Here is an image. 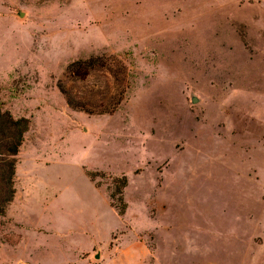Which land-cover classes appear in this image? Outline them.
<instances>
[{
	"label": "rangeland",
	"instance_id": "obj_1",
	"mask_svg": "<svg viewBox=\"0 0 264 264\" xmlns=\"http://www.w3.org/2000/svg\"><path fill=\"white\" fill-rule=\"evenodd\" d=\"M0 103V264H264V0H0Z\"/></svg>",
	"mask_w": 264,
	"mask_h": 264
},
{
	"label": "trees",
	"instance_id": "obj_2",
	"mask_svg": "<svg viewBox=\"0 0 264 264\" xmlns=\"http://www.w3.org/2000/svg\"><path fill=\"white\" fill-rule=\"evenodd\" d=\"M99 59L95 56H89L86 59H77L71 61L66 66V72L71 76H78L80 78L88 75L89 71L94 67ZM111 76L117 81L124 79V67L119 61L115 62L112 67H108ZM119 80V81H118ZM120 83V82H119ZM64 97L65 103L68 107L83 111L87 114L96 112L98 114H109L114 110L111 105H105L98 111H93L84 107L82 103L76 101L69 96L65 95L62 89H58ZM29 128V119L24 116L13 117L11 113L2 109L0 103V215H3L5 206L9 203L13 196V175L15 159L14 156L18 152L19 146L22 142L23 135ZM89 181H93V172H84ZM113 190L108 194L111 199V206L118 214H122L125 208V203L121 197V189L126 184L125 176L121 175L113 179Z\"/></svg>",
	"mask_w": 264,
	"mask_h": 264
},
{
	"label": "water",
	"instance_id": "obj_3",
	"mask_svg": "<svg viewBox=\"0 0 264 264\" xmlns=\"http://www.w3.org/2000/svg\"><path fill=\"white\" fill-rule=\"evenodd\" d=\"M18 15H20V12H18ZM196 100H197V99H196L195 96H191V97H190V102H191V103L196 102ZM95 257H96V255H95Z\"/></svg>",
	"mask_w": 264,
	"mask_h": 264
}]
</instances>
